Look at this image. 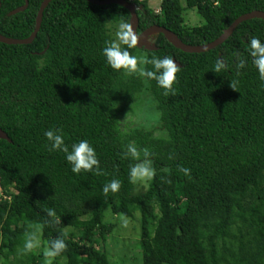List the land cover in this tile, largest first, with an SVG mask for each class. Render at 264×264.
<instances>
[{"label":"trees","instance_id":"obj_1","mask_svg":"<svg viewBox=\"0 0 264 264\" xmlns=\"http://www.w3.org/2000/svg\"><path fill=\"white\" fill-rule=\"evenodd\" d=\"M41 1L8 14L24 0H0V34L26 38ZM126 1L137 8V33L158 25L190 45L214 40L242 14L264 12V0ZM188 9L201 24H185ZM128 19L117 4L51 0L30 43L0 42V129L7 136L0 138V263L48 264L42 248L60 238L66 249L51 264H110L104 242L115 224L107 210L127 218L138 212L142 264H264V82L248 54L251 38L264 42V20L241 21L204 52H183L161 33L155 50L128 49L178 63L175 94L165 95L155 80L106 63L102 49ZM218 58L226 68L216 74ZM147 102L146 122H121ZM55 129L69 150L89 142L93 170L73 173L63 152L49 150L44 132ZM129 144L137 159L126 154ZM144 160L153 176L137 189L129 169ZM112 180L120 187L105 195ZM35 229L39 248L22 254Z\"/></svg>","mask_w":264,"mask_h":264},{"label":"clouds","instance_id":"obj_2","mask_svg":"<svg viewBox=\"0 0 264 264\" xmlns=\"http://www.w3.org/2000/svg\"><path fill=\"white\" fill-rule=\"evenodd\" d=\"M149 43H152V38L149 37ZM138 37L134 33L132 26L129 23H120L114 33V39L106 42L102 49V54L106 60L107 65L114 71H123L125 75H137L149 80H155L156 84L165 90V95L169 93L175 94L173 84L176 81V73L178 71L177 64L173 59L165 56L163 58L152 57L151 59H140L139 64L151 65V69L138 67V61L135 56L129 54L128 49L137 46ZM248 54L252 57V63L255 66L259 79L264 82V42L257 38H251L248 41ZM236 68L244 67V60L238 58ZM226 68L225 62L222 59H217L213 68L211 69L216 74L221 73ZM233 89H236L234 84H231ZM44 136L48 141L50 151L59 150L65 154V160L71 165L73 173H80L82 170L87 172L93 170L94 166L98 164L95 150L87 140H80L71 145V149L65 146L64 137L60 134L59 129L48 130L44 132ZM133 159L139 157V153L135 146L129 144L127 146V153ZM148 156V152L144 151V157ZM184 175H188L189 169L181 168ZM129 180L132 183L137 181H148L153 176V170L146 160L136 163L129 169ZM120 187L119 181L112 180L110 183L103 186V193L107 195L109 192L115 193ZM124 226H127V221H123ZM38 229L33 230L28 234L27 239L23 244L22 254H27L33 248L39 246L37 237ZM66 249V244L63 239L57 238L49 242V246L44 251L43 255L48 259V264L51 260L60 256Z\"/></svg>","mask_w":264,"mask_h":264},{"label":"rangeland","instance_id":"obj_3","mask_svg":"<svg viewBox=\"0 0 264 264\" xmlns=\"http://www.w3.org/2000/svg\"><path fill=\"white\" fill-rule=\"evenodd\" d=\"M160 0H148L149 4L152 6H156L159 4ZM155 10H158L156 7ZM185 24L189 26H195L202 23V19L195 12L194 9H188L184 14ZM112 32L115 30L112 29ZM152 38V42L154 41V35L150 36ZM114 38V36H113ZM137 56V57H136ZM143 52L141 50H136L135 57L138 61V67L140 59H143ZM148 109H151L149 103H144V106L141 108L135 109L132 113L126 112L121 116V122L124 124H128V126H134L137 122H146L143 119V115L148 113ZM155 118V117H154ZM136 124H133V123ZM149 122V123H148ZM153 124L152 120L147 121L146 126ZM141 125V124H140ZM148 127V126H147ZM137 189L145 188V181L137 182ZM105 217L108 218V221H111L115 224L114 228L108 233L106 240L104 242V246L107 250L108 260L110 264H142L141 261V253L139 250V232H140V223H139V214L136 211L131 218L124 217L119 214L111 215L109 211L106 210ZM127 221V226H124L123 221ZM40 245V241H39ZM36 249L39 248L35 247ZM46 248H42L44 251ZM2 260V256L0 255V262ZM45 262H48L46 258ZM2 264V263H0Z\"/></svg>","mask_w":264,"mask_h":264},{"label":"water","instance_id":"obj_4","mask_svg":"<svg viewBox=\"0 0 264 264\" xmlns=\"http://www.w3.org/2000/svg\"><path fill=\"white\" fill-rule=\"evenodd\" d=\"M51 0H42L35 19H34V27L31 33L23 39H16V38H9L5 37L0 34V42L4 44H27L30 43L33 38L35 37L36 32L39 29L40 23H41V18H42V11L43 9L47 6V4ZM89 3L95 4V5H107V4H117L123 8H125L129 12V19L128 23L132 26L134 33L138 37V43L136 48L144 49V50H155L156 47L154 46V43H149V37L151 35H155L157 33H161L163 37L166 39L167 42H169L174 48H177L183 52L187 53H199V52H204L209 49H212L216 45L220 44L223 42L233 31V29L237 26L238 23L241 21L251 19V18H260L264 20V12L259 11V10H253L248 13L242 14L238 16L233 22L227 26L225 29L222 30L221 34L215 38L214 40L206 43V44H201V45H190V44H185L183 43L172 31L158 26V25H150L146 28H144L142 31L139 33L136 32L137 25H138V19L136 15V6L128 2L126 0H86ZM27 6V0H24L23 5L11 10L8 14H14L20 11H23ZM175 62V60H173ZM177 65L178 63L175 62ZM0 138L7 139L6 134L0 129Z\"/></svg>","mask_w":264,"mask_h":264},{"label":"flooded vegetation","instance_id":"obj_5","mask_svg":"<svg viewBox=\"0 0 264 264\" xmlns=\"http://www.w3.org/2000/svg\"><path fill=\"white\" fill-rule=\"evenodd\" d=\"M155 36V35H154Z\"/></svg>","mask_w":264,"mask_h":264}]
</instances>
